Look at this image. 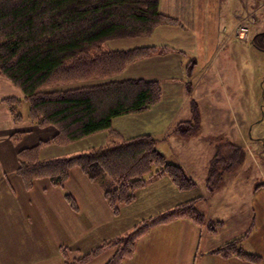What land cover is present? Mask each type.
I'll list each match as a JSON object with an SVG mask.
<instances>
[{
  "label": "trees",
  "instance_id": "1",
  "mask_svg": "<svg viewBox=\"0 0 264 264\" xmlns=\"http://www.w3.org/2000/svg\"><path fill=\"white\" fill-rule=\"evenodd\" d=\"M165 21L173 20L161 14L159 0H0V78L23 93L31 122L56 130L52 139L18 153L16 173L28 190L40 179L63 188L71 170L78 168L92 181H106L105 199L118 215L121 206L135 201L137 191L162 176L182 192L196 188L182 167L169 163L158 151V141L148 134L119 137L109 146L72 157L39 159L45 146L72 144L101 132L113 133L114 119L146 112L160 101L162 89L156 81L113 78L157 48L136 45L104 50L103 44L120 36L145 37ZM2 102L20 121L16 111L20 101L9 98ZM191 121L195 126L200 121L196 106ZM19 137L20 134L13 138ZM240 155L235 153V160L223 163L215 158L206 181L209 192L214 191L225 173L238 167ZM66 199L72 208H77L72 197L67 195ZM197 202L192 200L144 220L123 238L66 264H86L110 247L116 253L107 264H123L152 228L178 219H190L203 228L209 223L195 207ZM214 253L264 262L257 255L243 252L237 240Z\"/></svg>",
  "mask_w": 264,
  "mask_h": 264
},
{
  "label": "crops",
  "instance_id": "2",
  "mask_svg": "<svg viewBox=\"0 0 264 264\" xmlns=\"http://www.w3.org/2000/svg\"><path fill=\"white\" fill-rule=\"evenodd\" d=\"M262 1L159 0V11L175 22L157 26L149 34L150 36L143 37L145 41H139V46L143 43V45L164 46L163 43L166 41L169 44L171 41L176 42L179 44L178 48L189 53L186 55L187 59L195 57L198 61L194 79L199 74L197 72L205 71L206 66L211 68L221 56H224V60L230 65L237 57H240L241 48L245 42L242 38L236 37L235 30L241 22L249 24L250 17L254 18L255 23L259 25L264 23L259 18V14L264 12ZM169 49L174 51L172 46H169ZM154 58L161 59L163 55L157 54ZM167 67L161 61L150 66L148 60L140 61L126 69V77L123 79H144V77L159 79L163 72H167L166 75H168V70L164 71ZM218 84L221 85V83L214 82L215 86ZM193 90L190 93L187 88L176 87L174 93L169 95V99H163L160 104L151 107L146 112L116 118L112 126L124 139L145 134L153 136L158 141V151L166 157L167 161L182 167L186 174L196 182L191 172L194 169L192 166H196V163L199 165V160L205 159L202 166L206 169V166L212 162L215 152L207 149L206 154L203 148L179 145L180 141L185 139L175 136L172 118L168 120L171 111L174 109L178 111V107L183 109L186 120H189L187 107H190L191 100L195 101L200 108L201 115L203 114L201 102L192 96ZM175 94L177 97H185V100L182 102L181 98L174 96ZM9 98L20 101L19 109L26 106V109L22 111V120L16 121L10 107L2 102ZM27 111L28 107L23 93L9 81L0 79V264H5L4 259L7 260L6 264H12V259L14 264H17L16 253L22 246H25L29 252L39 251L41 254L36 259L42 261L49 258L48 252L51 247L53 253L61 252L56 247V241L60 240H53L54 237L61 239L72 234L75 243H82V248L75 250L76 252L92 251L104 239L129 233L134 223L133 220L142 221L148 218L145 217L147 215L145 208L147 204L145 203H139V206H133L132 209L130 206L122 208L119 216L114 215L105 199L104 187L100 186V182L90 180L78 168L71 170L69 179L63 188L55 187L48 179H43L35 182L33 190L23 191V183L16 176V169L19 165L18 152L20 149L36 145L39 141L50 140L56 135L53 127L41 128L32 124L28 120ZM180 114L181 111H179ZM176 120H174L175 125L182 121L181 117ZM19 134L22 138L18 144H15L13 137ZM172 137H175V141L171 140ZM195 138L197 137L191 139ZM191 139L185 141L189 143ZM86 141L90 143L86 146L79 145ZM166 142L169 144L170 152H165L161 148ZM107 143H109L108 133L101 132L67 147L45 146L40 151V159L48 161L76 156L93 148L103 147ZM177 147L181 151H177ZM206 172L207 170L203 171L205 174ZM233 172L229 174H234ZM227 176H224V179ZM205 177L206 183L207 176ZM224 179L219 189L223 187L231 189V191H226L228 197L224 198L217 197L220 195L216 193L217 189L209 196L207 188L204 190L197 188L190 193L191 198L183 199L185 195H181L168 178H160L149 183L147 190L152 189V191L144 195L147 191L144 188L142 193L138 194L136 203L139 200L143 201L147 194H152L150 200L155 209L157 208L159 213H162L171 210L185 200L196 198L199 208L207 219L222 222L223 225L215 232L197 226L190 219H181L154 227L137 242L134 253L124 260L123 264H258L234 256L224 258L214 253L222 245L236 240L239 241V247L243 252L257 255L264 261V239L257 238L258 243H252L251 232L244 237L245 232H242L241 227L245 225L243 222H238L242 213L239 212L237 216L231 218L223 212V207L228 204L222 206L220 202L229 201L230 204H235L237 200L242 207L241 201H245L248 209L245 211L243 208V212L252 214L256 204L254 194L256 184L248 182L240 187L234 179L226 181ZM240 189H248L244 192L248 194V197H242ZM4 193L6 195L3 196ZM67 195L74 199L77 209L72 208L68 203ZM6 199L10 202L8 208L6 205L9 202H6ZM229 211L234 212L233 208L227 210V213ZM99 232L103 236L102 240L97 242L94 238ZM255 244L257 246H254ZM12 253H14L13 256ZM114 253L115 251L106 252L90 264H107ZM43 262L66 264L65 259Z\"/></svg>",
  "mask_w": 264,
  "mask_h": 264
},
{
  "label": "rangeland",
  "instance_id": "3",
  "mask_svg": "<svg viewBox=\"0 0 264 264\" xmlns=\"http://www.w3.org/2000/svg\"><path fill=\"white\" fill-rule=\"evenodd\" d=\"M262 4H263L262 8L264 10V0L262 1ZM259 18L264 21V12L262 14H259ZM249 19L251 20L249 24L247 23L245 24V22H241V24H239L235 30L236 37L240 39L242 37L245 43L242 42L243 45L241 48L242 50L240 53V57H237L234 61L235 63L233 62L231 65L224 60V56H221V58L218 61H216L215 65H212L211 68H209V66H206L205 71L197 72L199 74L193 79L198 61L195 57H191V56H190L191 58L187 59L186 55H188L189 53H186V51L178 48L179 44H177L174 41H171V43L169 44L166 43L168 42L166 41L165 43H163L164 46H161V45H143L144 43L142 42L143 44L140 46H153L157 48L156 51L153 52L148 57L136 60L128 64L121 73L115 75L113 78L120 81L129 80L123 78L126 77L125 71L130 65H133L134 63L140 61L148 60V64L150 66V65H154L157 61H161L164 65L168 66L164 70V71L168 70V75H166L167 72L166 73L163 72L162 76L158 75L160 76L159 79H152L151 77L149 78L144 77V79L142 78L143 80L146 81H156L159 83L162 89V98L156 105L160 104L163 101V99H169L171 96L170 94L174 93L176 87L187 88V91H189L190 93L193 90V87H195L192 96L196 97L197 100L201 102L203 108V114H202L203 116L201 115L200 108L197 106L195 101L191 100V104L189 105L190 107H187L188 114L190 117L189 120H186L185 112L183 111L182 108L179 107H178V111H175V109L174 111H171L168 120L172 118V125L175 126L174 128L175 136L181 137L185 140L191 139L193 137H197L195 139H191V141H189L190 144L184 140V141H180L181 144L179 145L181 146L192 145L191 148L194 147L203 148L206 151V154L208 149L210 151H214L215 156L212 162L209 164V166L208 165L206 166V169H204V167L202 166V164L205 162V159L199 160V165H197L196 163V166H192L194 167V169L191 172L197 182L196 183L193 180L196 184V188L190 192H182L180 190L179 192L181 195H185V198L183 199H189L191 198L189 196L190 193H193L195 190H197V188L202 190L206 189L207 186L205 183L206 180L205 176H207L208 178L211 165L213 164L215 158H217L218 161H221L222 163L224 161L229 162L231 160H235V153H240L241 155L240 157H238V159L240 160V164L235 170H233L234 174L225 173V176L227 175L229 176L225 177V179L223 177V179L224 181L234 179L240 187L245 186L248 182L255 183L256 184V188L254 190V194L256 196V204L254 205L255 211L252 214L243 212V208L245 209V211L246 209H248V205L245 203V201H241L242 207L240 206V204H238L237 200L235 204H230L229 201H220V202H222V206L228 204V206L223 207L224 210L223 212L231 216V218L237 216L239 212L242 213V216L240 219H238L239 220L238 222H243V225H245L241 227L242 232H245L244 237L251 232L252 235L251 242L256 243L257 238L264 239V23H261L259 25L255 23L254 18L250 17ZM174 22L175 21H172V23ZM167 23H171V22H167ZM253 26H255L256 28H252ZM125 38L126 39H124L123 36H120L116 39L108 41L103 44V49L108 50L109 48H113V49L133 48V46L139 45V41L146 40L143 37L132 38V35L130 37L126 36ZM164 40H168V39L165 38ZM169 46H172L174 51H170L171 49H169ZM171 52H173V54H171ZM157 54L163 55V58H161L162 60L160 58H154L156 57ZM215 81L217 83H221V85L218 84L217 86H215L214 85ZM71 86H77V85H71ZM174 96L177 97V94H175ZM177 98L179 99L181 98L182 102L185 100V97L184 98L177 97ZM25 103L28 107L27 115L29 118V104L26 101ZM20 104L21 103H19V105L16 106V111L20 117V120H22L23 119V117L21 116L23 114L22 111L26 109L25 108L26 106H24V108L22 107L21 109H19ZM195 106L198 108L200 115V121L196 126L191 121L192 111ZM179 111H181L180 115H179ZM180 117L182 121H180L177 125H175L174 120L179 119ZM28 120L30 121V118ZM190 123H192V125ZM32 124L35 123L32 122ZM112 130L114 131L113 133L108 131L103 132V133H108V137H109V143H107L105 147L115 142H118L119 139H121L119 138L121 135H119V133L115 129ZM21 138L22 137H19L17 138V140H15L14 138L13 140L14 143L18 144ZM171 140L175 141V137L174 138L172 137ZM178 140L179 139H177V141ZM41 142L42 141H39L36 145H38ZM88 143H90V141L83 142L82 144L79 145L86 146L88 145ZM51 145H55V144H51ZM69 145L70 144L56 145V146L67 147ZM161 148L165 152H170L169 144L167 142L165 143L164 146L162 145ZM23 149H20V151ZM179 150L180 149L177 147V151ZM39 159H40V153H39ZM18 167L19 165L17 166V169ZM204 170H207L206 174L203 173ZM16 176L23 183V180L17 175V173ZM162 178H168V177L162 176ZM223 179L220 181V183L214 189V191L217 189L218 192L216 193L220 194L217 197L224 198V197H228L227 192L231 191V189H228L226 187L219 189V187L222 185ZM40 180L34 181L33 186L30 190H28L23 183V191L26 192L33 190L35 182ZM105 182L106 181L102 179L100 181V186H103ZM147 188L148 187H145L146 190ZM142 190L143 189L137 191L136 198L138 194H140V192L142 193ZM240 190L242 191L241 192L242 197H248L247 193L244 194V192L247 191L248 189H240ZM3 191H5V189H3ZM148 191H152V189L144 192V195L145 193H148ZM208 193H209L208 195L210 196L212 192L208 191ZM4 195L6 194L4 193L3 196ZM151 198H152V194L151 195L147 194L146 197H144L143 200L144 202L139 200L138 203L134 201L130 205L121 206L118 216L120 215L122 208H127L128 206H130V209H132L133 206L134 207L136 205L139 206L140 205L139 203L142 204L145 203L149 205L148 206L145 205V208L147 209V213H146L147 215L145 217L148 218L144 220H148L150 218L156 217L159 213V210L157 208L155 209L153 202L150 200ZM195 199L196 198L190 199L188 201L185 200V202L179 203L175 207L179 205H183ZM166 200L170 201L168 199ZM5 201L9 202L8 199H6ZM4 206L5 205L3 203V207ZM9 206H10V202L6 205V208H8ZM195 207L199 212L202 213L201 209L199 208L198 202L196 203ZM174 208L168 211H172ZM230 208H233L234 212L229 211L227 213V210H229ZM168 211H164V212H168ZM124 212L126 211L124 210ZM154 214L157 215L154 216ZM205 218L207 220V224L209 223V225L204 226L203 229H207L209 231L213 230L216 232L217 229L221 228L223 225L222 222L210 221L209 219H207L206 216ZM133 221L134 223L133 224L131 223L132 229L129 231V233H131L133 229L139 226V224H141L142 222L141 220L140 221L133 220ZM244 227H246V229ZM129 233L114 236L110 239H104L102 243H100L95 247V249L101 247L105 243L109 244L111 242L117 241ZM102 236L103 235H101V232H99L98 236H96L94 240L96 239V241L99 242L102 240L101 239ZM53 240H60L58 242L56 241V247H58V249L61 250V252L58 251L57 253H53L52 252L53 248L51 247L50 252H48L49 258L40 261L36 259L41 254L39 251L33 250L29 252V250L25 249L26 248L25 246H22L19 248V250L16 253L17 264H49L48 262H43V261L50 260L54 262L60 259H65V263L66 261L73 262L76 259L91 254L92 251L95 250L93 249L92 251H88L85 253L76 252L75 250H80L82 248V243H75L73 234L69 235V237L65 236L64 238L61 239L54 237ZM63 241H65V243H62ZM254 246H257V244H255ZM110 251L111 252L115 251L116 253V249L110 247L109 249L102 252L100 255ZM13 255L14 253H12V256ZM97 257L92 258L86 264H90V262L95 260ZM4 261L6 264L7 260L4 259ZM12 264H14L13 259H12Z\"/></svg>",
  "mask_w": 264,
  "mask_h": 264
},
{
  "label": "bare ground",
  "instance_id": "4",
  "mask_svg": "<svg viewBox=\"0 0 264 264\" xmlns=\"http://www.w3.org/2000/svg\"><path fill=\"white\" fill-rule=\"evenodd\" d=\"M138 48V47H137ZM154 56V55H153Z\"/></svg>",
  "mask_w": 264,
  "mask_h": 264
}]
</instances>
